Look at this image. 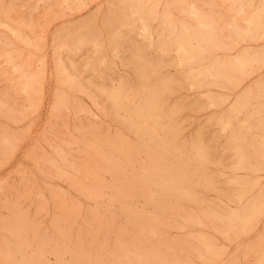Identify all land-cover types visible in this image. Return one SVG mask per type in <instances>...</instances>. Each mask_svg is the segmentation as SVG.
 <instances>
[{"label":"rangeland","instance_id":"1","mask_svg":"<svg viewBox=\"0 0 264 264\" xmlns=\"http://www.w3.org/2000/svg\"><path fill=\"white\" fill-rule=\"evenodd\" d=\"M233 2L0 0V264H264V0ZM135 3L149 32L136 18L138 25L122 23ZM180 25L204 41L189 64L167 41L180 35ZM162 45H170L168 53ZM145 65L156 66L151 81L159 96L153 102L160 100L163 108L155 104L159 118L145 122L154 129L153 139L137 140L131 128L136 119L112 97L121 91L123 100L142 102L146 88L138 70ZM206 71L215 76H204ZM161 140L169 153L157 157L151 148L157 150ZM139 146L154 153L151 169L153 160L148 162L143 150L137 153ZM119 147L123 151L117 154ZM178 161L187 164L177 176L187 180L170 181L159 168Z\"/></svg>","mask_w":264,"mask_h":264},{"label":"bare ground","instance_id":"2","mask_svg":"<svg viewBox=\"0 0 264 264\" xmlns=\"http://www.w3.org/2000/svg\"><path fill=\"white\" fill-rule=\"evenodd\" d=\"M128 1V0H127ZM237 0H234V2H236ZM130 2V1H129ZM128 2V3H129ZM134 2H136V1H134ZM144 2V1H143ZM233 2V3H234ZM240 2V1H239ZM127 3V2H126ZM125 4V3H124ZM241 4V3H240ZM263 4V3H262ZM126 5V4H125ZM128 5H130V4H128ZM127 6V5H126ZM143 6H145V5H143ZM260 6V5H259ZM263 6V5H262ZM125 7V6H124ZM146 7V6H145ZM154 7V6H153ZM238 7L240 8V6H239V4H238ZM237 7V8H238ZM243 7V6H242ZM248 7H250V6H248ZM126 8H128V6L126 7ZM244 8V7H243ZM257 8V7H256ZM260 8V7H259ZM122 9V8H121ZM141 9H142V7H141ZM144 9V8H143ZM235 9H236V6H235ZM234 9V10H235ZM255 9V8H254ZM261 9V8H260ZM123 10V9H122ZM125 10V9H124ZM242 9H240V11H241ZM142 11V10H141ZM141 11H139V5L138 6H136V3H135V5H130L129 6V10H128V15H129V20H123V22L122 23H127V24H136L137 23V25H138V22L136 21L135 22V18L138 20V21H140V25H141V28H142V31H144V32H149V31H147L148 29H147V20H146V18H145V14L143 13V12H141ZM231 11H233L232 9H231ZM122 12V11H121ZM125 12V11H124ZM147 12H148V10H147ZM258 12V11H257ZM149 13H151V12H149ZM255 13V12H254ZM124 14V13H123ZM209 14V13H208ZM238 14H240V13H237V15ZM244 14V13H243ZM242 14V15H243ZM252 14H253V12H252ZM258 14V13H257ZM126 15V14H125ZM147 15H148V13H147ZM182 15V14H181ZM185 15V14H184ZM192 15H198V14H196V13H194V12H192ZM207 15V14H206ZM210 15V14H209ZM234 15V14H233ZM241 15V14H240ZM255 15V14H254ZM187 16V15H186ZM208 16V15H207ZM239 16V15H238ZM256 16V15H255ZM254 16V17H255ZM125 17V16H124ZM149 17V16H148ZM151 18H152V20H153V17L152 16H150ZM155 17V16H154ZM183 17H185V16H183ZM197 17V16H196ZM210 17V16H209ZM211 17H213V16H211ZM237 17V16H236ZM235 17V18H236ZM241 17V16H240ZM239 17V18H240ZM249 17V16H248ZM252 17V16H251ZM251 17H250V19H251ZM257 17V18H256ZM255 18L256 19H258L259 17H260V14H258L257 16H256ZM120 18H121V20L123 19V17L122 16H120ZM161 18V17H160ZM195 18V17H194ZM214 18V17H213ZM242 19L244 18V17H241ZM246 18H247V16H246ZM254 18V19H255ZM128 19V18H127ZM132 19H133V22H132ZM150 19V18H149ZM190 19V18H189ZM203 19H204V17H203ZM207 19H209V18H207ZM212 19V18H211ZM237 19V18H236ZM236 19H234L233 21H235ZM183 20V19H182ZM194 20V19H193ZM245 20V19H244ZM249 20V19H248ZM262 20V19H261ZM233 21H232V23H233ZM251 21V20H250ZM250 21H248V22H250ZM112 22V21H111ZM110 22V23H111ZM150 22V21H149ZM183 22V21H182ZM207 22H211L210 21V19H209V21H207ZM214 22H216V21H214ZM213 22V24H215ZM245 22V21H244ZM248 22H247V24H248ZM263 22H264V20H263ZM109 23V22H108ZM116 23V22H115ZM195 23V22H194ZM231 23V22H230ZM112 24V23H111ZM113 24H114V22H113ZM112 24V25H113ZM165 24V23H164ZM178 24V23H177ZM199 24H200V22H199ZM229 24V23H228ZM251 24H252V22H251ZM257 24V23H256ZM110 25V24H109ZM122 25V24H121ZM139 25V26H140ZM162 25H163V23H162ZM179 25V24H178ZM216 25V24H215ZM214 25V26H215ZM231 25V24H230ZM235 25V24H234ZM234 25H232V26H234ZM87 26V25H86ZM133 26V28L135 27L136 28V26H134V25H132ZM139 26H137V27H139ZM223 26H224V24H223ZM227 26V25H226ZM226 26H224V27H226ZM237 26V25H236ZM252 26V25H251ZM250 26V27H251ZM258 26V25H257ZM114 27V26H113ZM117 27V26H116ZM128 27V26H127ZM165 27V26H164ZM171 27V26H170ZM235 27V26H234ZM247 27H249V26H247ZM252 27H254V25L252 26ZM261 26H259V28H260ZM87 28V27H86ZM129 28V27H128ZM180 28H181V33H180V35H178V36H174V37H172V38H170V39H168V38H166V39H168L167 41H168V43H171V45L173 44V46H171L172 48H173V50L176 52V53H178L179 55H180V57L178 56V54H177V56L180 58V60L182 59V61L185 63V64H189L193 59H195V58H197V56L202 52V50H203V45H202V43L204 42L203 40H201L200 38L198 39V36L196 35V34H194V35H192L190 32H189V29L186 27V26H182L181 27V25H180ZM228 28V27H227ZM230 28V27H229ZM245 28V27H244ZM256 28V27H255ZM263 28V27H262ZM117 29V28H116ZM168 29V28H167ZM214 29V28H213ZM212 29V30H213ZM254 29V28H253ZM256 29H258V28H256ZM119 30V29H118ZM117 30V31H118ZM246 30V29H245ZM259 30V29H258ZM258 30H256V31H258ZM261 30V29H260ZM263 30V29H262ZM168 31V30H167ZM172 31V30H171ZM192 31V30H191ZM206 31V30H205ZM229 31V30H228ZM238 31V30H237ZM255 30H253V32H254ZM264 31V30H263ZM262 31V32H263ZM226 32V31H225ZM230 32V31H229ZM228 32V33H229ZM172 33V32H171ZM215 33H216V30H215ZM231 33H232V31H231ZM230 33V34H231ZM258 33H259V31H258ZM258 33H255V34H258ZM83 34H84V32H83ZM87 34V33H86ZM167 34V33H166ZM165 34V35H166ZM229 34V35H230ZM233 34H234V32H233ZM88 35V34H87ZM114 36L116 35V34H113ZM119 35V34H118ZM143 35V34H142ZM234 35H236V34H234ZM253 35V34H252ZM264 35V34H263ZM83 36V35H82ZM147 36L148 35H146V38H147ZM168 36V35H167ZM219 36V35H218ZM218 36L216 37V38H218ZM239 36V35H238ZM237 36V37H238ZM244 36V35H243ZM248 36H250V35H248ZM247 36V37H248ZM260 37L262 36V35H259ZM258 36V37H259ZM93 37H95V36H93ZM112 37V36H111ZM150 37V36H149ZM148 37V38H149ZM221 37V36H220ZM236 37V36H235ZM253 37H254V35H253ZM255 37H257V36H255ZM257 37V38H258ZM259 37V38H260ZM83 38H85V37H82L81 39H83ZM113 38V37H112ZM116 38V37H115ZM119 38V37H118ZM122 37H120V39H121ZM145 38V37H144ZM162 38V37H161ZM234 38V37H233ZM258 38V39H259ZM77 39V38H76ZM110 39V38H109ZM124 39V38H123ZM162 39H164V38H162ZM219 39V38H218ZM231 39V38H230ZM235 39H237V38H235ZM245 39V38H244ZM248 39H249V37H248ZM254 39V38H253ZM89 40V39H88ZM111 40V39H110ZM116 40V39H115ZM165 40V39H164ZM246 40V39H245ZM256 40V39H255ZM75 41V40H74ZM92 41H94V39L92 40ZM195 42V44H197V49H191V47H190V45H191V43H193V42ZM216 41V40H215ZM232 41H234V40H232ZM240 41H242V39H240ZM240 41L238 40V43H240ZM250 41V40H249ZM253 41V40H252ZM112 42V41H111ZM117 42H120V41H117ZM82 43V42H81ZM110 43V42H109ZM113 43H114V41H113ZM120 43H122V42H120ZM119 43V44H120ZM156 43H158V42H156ZM160 43V42H159ZM217 43H218V41H217ZM228 44H229V42H227ZM227 43H225V45L227 44ZM230 43L232 44V42H231V40H230ZM235 43V42H234ZM96 44V43H95ZM115 45H117L116 43H114ZM147 45H149V44H147ZM157 45V44H156ZM161 45V44H160ZM159 45V46H160ZM236 45V44H235ZM98 46V45H97ZM113 46V45H112ZM159 46H157L158 48H159ZM163 46V45H162ZM79 47V46H78ZM83 47V46H82ZM94 47V46H93ZM170 45H164L163 46V50L164 51H167L168 49L170 50ZM97 48V47H96ZM221 48V47H220ZM160 49V48H159ZM210 49H212L213 50V48H210ZM222 49V48H221ZM118 50V49H117ZM218 50V49H217ZM114 51V50H113ZM116 51V50H115ZM173 51V52H174ZM214 51V50H213ZM141 52V51H140ZM210 52V51H209ZM115 53V52H114ZM167 53H168V51H167ZM136 54V53H135ZM245 54V53H244ZM168 55V54H167ZM210 55V54H209ZM247 55V54H246ZM136 56V55H135ZM140 56L141 55H139V61L144 65V62H143V60L142 59H140ZM211 56H213V55H211ZM241 56V55H240ZM208 57V56H207ZM257 57V56H256ZM179 58H177V59H179ZM204 58L205 57H203V59H202V61L204 60ZM252 58H253V56H252ZM251 58V59H252ZM144 59V58H143ZM200 59V58H199ZM207 59V58H206ZM235 59V58H234ZM246 59H247V57H246ZM251 59H249V61L251 60ZM136 60V59H135ZM146 60V59H145ZM211 60H213V58L211 59ZM236 60V59H235ZM238 60V59H237ZM236 60V61H237ZM147 61V60H146ZM196 62H197V60H195ZM222 61V60H221ZM232 61H234V60H232ZM241 61V60H240ZM259 61V60H258ZM260 61H263V58H262V60H260ZM179 62V61H178ZM194 62V61H193ZM192 62V63H193ZM204 62V61H203ZM225 62H227L226 60H225ZM252 62V61H251ZM139 63V62H138ZM140 63V64H141ZM147 63V62H146ZM191 63V64H192ZM141 64V65H142ZM155 64H157V62L155 63ZM159 64V63H158ZM194 64V63H193ZM199 64V61L197 62V65ZM201 64V63H200ZM199 64V65H200ZM228 64V63H227ZM263 64V63H262ZM138 65V64H137ZM176 65V64H175ZM229 65V64H228ZM239 65V64H238ZM248 65H250V64H248ZM138 66H140V65H138ZM152 66H155V65H152ZM152 66H142L141 68H139V70H138V76H139V78H140V80H142V82L144 83V86H145V88H146V93H145V95L143 96L142 94H140V95H142L143 96V99H142V102H140L138 99V101H139V103L138 104H136V103H134L132 100H131V102H128V101H126V100H123L122 98H126L127 96H124L122 93H121V91H120V93H118V94H116L114 97H112V103H114V105L116 106V107H121V108H123L124 109V111H125V109H126V111H127V115L130 117V119L131 118H135L136 119V121H137V126H135V125H133L131 128L133 129V131H134V133H135V135H137V140H139V139H143V137H147L148 138V140H149V136H151V134L154 132L153 130V128H152V126L150 127L149 125V127L147 126V125H145V122H146V120L147 119H152L153 117H156V118H159V114L158 113H156L157 111H155V109H154V105L156 104L157 106H159V108H160V105H161V103H160V100H157V102L158 103H156L155 102V104H154V102H153V100H155L156 101V99H158V96H159V94H158V88H159V86H157L156 84H153L152 83V81H151V79H152V77H153V75H155L156 74V71L154 70V69H156V66H155V68L154 67H152ZM162 66V65H161ZM180 66V65H179ZM196 66V65H195ZM205 66V65H204ZM203 66V67H204ZM226 66V65H225ZM136 67V66H135ZM148 67V68H147ZM152 67V68H151ZM158 67V66H157ZM187 67V66H186ZM189 67H193V66H190L189 65ZM234 67V66H233ZM247 67V66H246ZM154 68V69H153ZM160 68V70H161V67H159ZM188 68V67H187ZM184 69V68H183ZM183 69H181L182 71H183ZM201 69V68H200ZM203 69V68H202ZM202 69H201V73H202ZM180 70V69H179ZM196 70V69H195ZM199 70V69H198ZM228 71L230 70V69H227ZM244 70H245V68H244ZM198 72V71H197ZM183 73V72H182ZM195 73V72H194ZM232 73H234L233 71H232ZM158 74V73H157ZM161 74V72L158 74V78H159V75ZM198 74H199V72H198ZM229 74V73H228ZM182 75H185V74H182ZM181 75V76H182ZM193 75V74H192ZM192 75H191V77H192ZM135 76H137V75H135ZM161 76H163L162 74H161ZM160 76V77H161ZM187 76V75H186ZM185 76V77H186ZM194 76V75H193ZM201 77H202V75H200ZM199 76V77H200ZM204 76H208V77H210V76H215L214 75V73L212 74L211 72H207L206 71V73H204ZM218 76V75H217ZM232 76H234V74L232 75ZM239 76H240V74H239ZM239 76H238V81H239ZM154 77H156V76H154ZM163 78H164V76H163ZM162 78V79H163ZM187 78V81H189L190 80V78L188 79V77H186ZM212 78V77H211ZM154 79V78H153ZM152 79V80H153ZM159 79H161V78H159ZM161 79V80H162ZM183 79V78H182ZM221 79V78H220ZM157 80V79H156ZM184 80H185V78H184ZM225 80V79H224ZM223 80V81H224ZM232 80V79H231ZM159 80H157V82H158ZM191 81V80H190ZM213 81V80H212ZM233 81V80H232ZM111 82V81H110ZM163 82V81H162ZM171 82H174V81H171ZM177 82V81H176ZM215 82V81H214ZM225 82V81H224ZM139 83H140V81H139ZM175 83V82H174ZM182 83V82H181ZM191 83V82H190ZM226 83V82H225ZM172 84V83H171ZM194 84H195V81H194ZM237 84V83H236ZM122 86V88H123V85L125 86V83L123 84V82H122V84H121ZM140 85V84H139ZM139 85H137V87H139ZM169 85V84H168ZM173 85V84H172ZM82 86V85H81ZM120 86V85H119ZM127 86V85H126ZM125 86V87H126ZM144 86H143V88H144ZM230 86V85H229ZM141 87V86H140ZM139 87V88H140ZM195 87V86H194ZM129 88V87H128ZM127 88V89H128ZM144 88V89H145ZM172 88V87H171ZM199 88V87H198ZM126 89V88H125ZM126 89V90H127ZM138 89V88H137ZM166 89V88H165ZM123 90V89H122ZM139 90V89H138ZM140 90H142V88L140 89ZM125 91V90H124ZM144 91V90H143ZM118 92V91H117ZM142 92V91H141ZM145 92V91H144ZM106 93V92H105ZM134 93V92H133ZM136 93H137V91H136ZM102 94H104V93H102ZM114 94V93H113ZM131 94H132V92H131ZM144 94V93H143ZM161 94V93H160ZM166 94V93H165ZM239 94V93H238ZM134 95V94H133ZM136 95V94H135ZM135 95H134V97H135ZM261 95H262V93H261ZM134 97H133V99H134ZM242 97H245V96H242ZM258 97V96H257ZM108 98V97H107ZM161 98V97H160ZM159 98V99H160ZM128 99V98H127ZM130 99H131V97H130ZM139 99H141L140 97H139ZM162 99V98H161ZM110 100V99H109ZM136 100V99H135ZM166 100H167V98H166ZM165 99H164V101H166ZM246 100V99H245ZM161 101H163V100H161ZM238 101V100H237ZM249 102V101H248ZM247 102V103H248ZM236 103V102H235ZM238 103V102H237ZM236 103V104H237ZM240 103V102H239ZM242 104V103H241ZM166 105V104H165ZM189 105V104H188ZM187 105V106H188ZM163 106V105H162ZM114 107V106H113ZM238 107V106H237ZM163 107H161L160 108V110L162 109ZM190 108V107H189ZM233 108H234V106H233ZM232 108V109H233ZM239 108V107H238ZM261 108V107H260ZM120 109V108H119ZM122 109V110H123ZM165 109V108H164ZM231 109V108H230ZM229 109V110H230ZM257 109H258V107H257ZM118 110V109H117ZM121 110V109H120ZM156 110H158L157 108H156ZM160 110H159V112H160ZM239 110V109H238ZM114 111H115V109H114ZM164 111V110H163ZM166 111V110H165ZM245 111V110H244ZM257 111V110H256ZM259 111V110H258ZM264 111V110H263ZM167 112V111H166ZM262 112V111H261ZM114 114H115V112H113ZM162 113V112H161ZM160 113V114H161ZM231 113H235V112H231ZM254 113V112H253ZM257 113V112H256ZM230 114V113H229ZM237 114V113H236ZM235 114V115H236ZM262 114V113H261ZM115 115H117V114H115ZM123 115V114H122ZM165 115V114H164ZM163 115V116H164ZM167 115H168V112H167ZM162 116V115H161ZM166 116V115H165ZM169 116H170V114H169ZM119 117V116H118ZM232 117H233V115H232ZM234 117H236V116H234ZM165 118V117H164ZM127 119V118H126ZM129 119V120H130ZM154 119V118H153ZM162 120H164L163 118H161ZM161 119H159V120H161ZM247 119V118H246ZM166 120V122H167V119H165ZM169 120V119H168ZM192 120V119H191ZM227 120V119H226ZM262 120H264V119H262ZM150 121V120H149ZM220 121H222V120H220ZM129 122V121H128ZM161 122V121H160ZM159 122V123H160ZM170 122V121H169ZM226 122V121H225ZM224 122V123H225ZM261 122V121H260ZM126 123V122H125ZM124 122H123V125L125 124ZM154 123H155V125L158 123L156 120L154 121ZM153 123V124H154ZM223 123V122H222ZM261 123H263V121L261 122ZM131 124V123H130ZM147 124V123H146ZM163 124V123H162ZM170 124V123H169ZM168 124V125H169ZM227 124V123H226ZM231 124V123H230ZM129 125V124H128ZM158 125V124H157ZM161 125V124H160ZM164 125L166 126V124H165V122H164ZM164 125H163V128H164ZM260 125V124H259ZM126 126V125H125ZM170 126V125H169ZM228 126V125H227ZM232 126V125H231ZM231 126H229V127H231ZM261 126H262V124H261ZM157 127V126H156ZM225 127V126H224ZM243 127V126H242ZM131 128H127V129H131ZM154 128H155V126H154ZM158 128V127H157ZM245 128H247V125H246V127ZM159 129H160V127H159ZM168 129V128H167ZM166 129V130H167ZM172 129H173V127H172ZM225 129V128H224ZM228 129V128H227ZM226 129V130H227ZM232 129V128H231ZM162 130V129H161ZM161 130H159V131H161ZM165 130V131H166ZM221 130H222V128H221ZM246 130V129H245ZM169 131V130H168ZM167 131V132H168ZM173 131V130H172ZM224 131V130H223ZM164 131H162V133H163ZM228 132H229V129H228ZM171 133V132H170ZM174 133V132H173ZM172 133V134H173ZM243 133V132H242ZM157 134H158V131H157ZM166 134V133H165ZM152 135H154V134H152ZM156 135V134H155ZM179 135V134H178ZM121 136V135H120ZM119 136V137H120ZM168 136H170L169 134H168ZM174 136V135H173ZM152 137V136H151ZM156 137V136H155ZM157 137H158V135H157ZM160 137H162V136H160ZM244 137V136H243ZM117 138V137H116ZM122 138V137H121ZM164 138V137H163ZM168 138V137H167ZM169 138H171V136L169 137ZM241 138V137H240ZM152 139H153V137H152ZM159 139V138H158ZM157 139V140H158ZM165 139V138H164ZM179 139V138H178ZM117 140L119 141V139L117 138ZM136 140V139H135ZM134 140V141H135ZM147 140V141H148ZM151 140V139H150ZM180 140V139H179ZM178 140V141H179ZM110 141V140H109ZM115 141V140H114ZM120 141H121V139H120ZM133 141V142H134ZM146 141V140H145ZM159 141V140H158ZM157 141V142H158ZM170 141H172L173 142V140H170ZM170 141H168L169 142V145L172 143H170ZM123 142H125V141H123ZM138 142V141H137ZM151 142V141H150ZM149 142V143H150ZM153 142H156V141H153ZM175 142V141H174ZM194 142H196V141H194ZM122 143V142H121ZM127 143H128V141H127ZM131 143V145H132V142H130ZM129 143V144H130ZM181 143V142H180ZM239 143V142H238ZM242 143V142H241ZM262 143V142H261ZM118 144V143H117ZM122 144H125V143H122ZM135 144H136V141H135ZM135 144H133V145H135ZM142 144V143H141ZM140 144V145H141ZM119 145V144H118ZM128 145V144H127ZM142 145H145V143H143ZM146 145H147V143H146ZM168 144H167V142H165V140H161V142L160 143H158L157 144V150L155 149L154 150V148H153V150H152V148H151V151L153 152H155V154L157 155V157H161V156H164V155H166L167 153H169V147L167 146ZM172 145V144H171ZM170 145V146H171ZM179 145V144H178ZM182 145H183V143H182ZM198 145V144H197ZM233 145V144H232ZM235 145V144H234ZM237 145V144H236ZM258 145V144H257ZM106 146V145H105ZM126 146V145H125ZM138 146V145H137ZM151 146H153L154 147V145H153V143H152V145ZM241 146H242V144H241ZM244 146H245V144H244ZM247 146V145H246ZM259 146V145H258ZM262 146V145H261ZM114 147V146H113ZM175 147V146H174ZM180 147V146H179ZM243 147V146H242ZM107 148H109V147H107ZM186 148V147H185ZM185 148L183 147V150H185ZM240 148V147H239ZM238 148V149H239ZM246 148V147H245ZM130 149H132L133 150V148L132 147H130V148H127L126 149V152L127 151H129ZM134 149L135 150H137V153L139 152V150H143L144 152L143 153H145L146 154V158L149 160L148 162H150V159H151V154H154V153H152L149 149H145V147H141V146H139V147H134ZM174 149V148H173ZM205 149V148H204ZM232 149H233V147H232ZM260 149V148H259ZM262 149V148H261ZM181 150V149H180ZM179 150V151H180ZM202 150H203V148H202ZM207 150V149H206ZM240 150H241V148H240ZM113 151V150H112ZM120 151H123L122 150V148L121 147H119L118 149H116V153L118 154V153H120ZM171 151H173V150H171ZM205 151V150H204ZM239 151V150H238ZM243 151V150H242ZM262 151V150H261ZM264 151V150H263ZM178 152V151H177ZM185 152V151H184ZM190 153L192 152V151H189ZM188 152V153H189ZM207 152V151H206ZM233 152H235V151H233ZM112 153V152H111ZM113 153L115 154V152L113 151ZM136 153V152H135ZM142 153V154H143ZM172 153H174L175 154V151H173ZM243 153V152H242ZM264 153V152H263ZM131 154V152H129V155ZM139 154H140V152H139ZM145 154H144V156H145ZM177 154V153H176ZM182 154V153H181ZM246 154V153H245ZM108 155H110V153H108ZM134 155V154H133ZM137 155V154H136ZM156 155H154V156H156ZM183 155V154H182ZM185 156H187L186 155V153L184 154ZM190 155V154H189ZM192 155V154H191ZM190 155V156H191ZM206 155V154H205ZM238 155H240V160H242V157H241V154H238ZM113 156V155H112ZM130 156H132V154L130 155ZM140 156V155H139ZM138 156V157H139ZM143 156V157H144ZM175 156V155H174ZM176 156H178V155H176ZM176 156L174 157V158H176ZM114 157V156H113ZM113 157H112V160H113ZM117 157H119V156H117ZM126 157V156H125ZM157 157H155V158H157ZM167 157V156H166ZM182 157V156H181ZM189 157V156H188ZM193 157V156H192ZM192 157H189V158H192ZM197 157V156H196ZM238 157V156H237ZM236 157V158H237ZM107 158H108V156H107ZM106 158V159H107ZM115 158V157H114ZM120 158H121V156H120ZM119 158V159H120ZM135 158H137V157H135ZM153 158V157H152ZM173 158V159H174ZM183 158H185V157H183ZM231 158V157H230ZM247 158V157H246ZM246 158H245V160H246ZM116 159V158H115ZM122 159V158H121ZM131 159L133 160V158H130L129 160H130V162H131ZM138 159V158H137ZM171 159H172V157H171ZM178 159H180V157H178ZM194 159V158H193ZM198 159V158H197ZM123 160V159H122ZM145 160V159H144ZM151 160H153V159H151ZM160 160V159H159ZM176 160V159H175ZM182 160V159H181ZM190 160H192V159H190ZM248 160V159H247ZM119 161V160H118ZM125 161V162H124ZM124 163H126V161L127 160H125L124 159ZM135 163H137L138 161L135 159ZM141 161H142V159H141ZM154 161L155 160H153V163H150L149 164V169H151L153 166H152V164H154ZM193 161V160H192ZM194 161H196V160H194ZM209 161V160H208ZM105 162H106V160H105ZM108 162V161H107ZM109 162H110V160H109ZM133 162V161H132ZM160 162H162V161H160ZM173 162H175L174 160H173ZM246 162V161H245ZM248 162V161H247ZM184 163H186V162H184ZM184 163H182V161H178V162H176V164L175 165H173V166H170V165H167V164H163L160 168H159V166H158V168L161 170V174H166V176L168 175L169 176V179L168 180H170V181H173V180H175L176 181V179L177 180H179L180 181V179H182L183 177H185L184 175L182 176V178H180V179H178L177 177L179 176V177H181L180 175H178L177 176V174H181L182 172H181V170H182V168H183V164ZM194 163V162H193ZM197 163V162H196ZM200 163V162H199ZM111 164V163H110ZM118 164H120V162L119 163H117V165ZM122 165H123V163H121ZM128 164V163H127ZM127 164H125V165H127ZM146 164V163H145ZM158 164V163H157ZM156 164V165H157ZM187 164V163H186ZM195 164V163H194ZM249 164V163H248ZM107 165V164H106ZM106 165H105V167H106ZM129 165H130V163H129ZM129 165H127V166H129ZM132 166L133 165H135V164H131ZM139 165V163H137V166ZM159 165V164H158ZM185 165V164H184ZM192 165V164H191ZM205 165V167H206V165L207 164H204ZM237 165H239V164H237ZM245 165V167H249V166H246V164H244ZM261 165V164H260ZM112 166V165H111ZM126 166V167H127ZM136 166V167H137ZM147 165H145V167H146ZM193 166V165H192ZM241 166V165H240ZM262 166V165H261ZM118 167H120V166H118ZM185 167V166H184ZM199 167H202V164H201V166H199ZM204 167V168H205ZM237 167V166H236ZM235 167V168H236ZM244 167V166H243ZM124 168H125V166H124ZM133 168H135V167H133ZM155 168V167H154ZM203 168V167H202ZM201 168V170H203ZM107 169V168H106ZM111 169V168H110ZM112 169H114V168H112ZM121 169H123V168H121ZM138 169H139V166H138ZM141 169H143L144 170V168H142L141 167ZM147 169V168H146ZM156 169H157V167H156ZM199 169V168H198ZM198 169H197V171H198ZM255 169V168H254ZM253 169V170H254ZM155 170V169H154ZM193 170H195L194 168H193ZM193 170H191V171H193ZM237 170V169H236ZM112 171V170H111ZM122 171V170H121ZM126 171V170H125ZM129 171V170H128ZM132 171V168H131V170L129 171V174H131L132 175V173H130ZM158 171V170H157ZM191 171H190V173H191ZM197 171H195V172H197ZM203 171H205V170H203ZM259 171V170H258ZM113 172V171H112ZM116 171H114V173H115ZM117 172H119L118 170H117ZM133 172V171H132ZM137 172H139V171H137ZM143 172V171H142ZM160 172V171H159ZM185 172V171H184ZM183 172V173H184ZM187 172V171H186ZM251 172V171H250ZM253 172V171H252ZM122 173V172H121ZM123 173H125V172H123ZM123 173H122V175H123ZM149 173V172H148ZM151 173V172H150ZM155 173H157V172H155ZM188 173V172H187ZM186 173V174H187ZM193 173V172H192ZM201 173H202V171H201ZM249 173V171L247 172V174ZM113 174V173H112ZM111 174V175H112ZM118 175L120 174V172L119 173H117ZM126 174H128L127 172H126ZM142 174V173H141ZM146 174H147V172H146ZM193 174H195V173H193ZM200 174V173H199ZM254 174V173H253ZM135 175V174H134ZM148 175H150V174H148ZM203 175H205V174H203ZM202 175V176H203ZM137 176V175H136ZM139 176V175H138ZM152 176V175H151ZM165 176V175H164ZM164 176H163V179H164ZM165 176V177H166ZM188 176V175H187ZM200 176H201V174H200ZM208 177H206V175H205V177L206 178H209V176L210 175H207ZM117 177H119V176H117ZM132 177V176H131ZM131 177H129V178H131ZM134 177V176H133ZM140 177V176H139ZM144 177H146L147 178V176H144ZM111 178H114L115 179V176H113V177H111ZM129 178L127 179V177H126V179L127 180H129ZM138 178V177H137ZM136 178V179H137ZM167 178V177H166ZM204 177H202V179H203ZM120 179V178H119ZM123 179V178H122ZM132 179V178H131ZM142 179H144V178H142ZM148 179V178H147ZM155 179V178H154ZM184 179V178H183ZM185 179H186V177H185ZM198 179V178H197ZM201 179V178H200ZM117 180H118V178H117ZM125 180V179H124ZM187 180V179H186ZM199 180V179H198ZM132 181V180H131ZM136 181V180H135ZM154 181V180H153ZM161 181V180H160ZM162 181H164V180H162ZM210 181V180H209ZM118 182H119V180H118ZM134 182V181H133ZM138 182H142L141 181V179H139V181ZM155 182V181H154ZM186 182V181H185ZM196 182H198V181H196ZM195 182V183H196ZM236 182V181H235ZM130 184H131V186H130V184L127 186L128 187V189H129V186H130V189L132 188L133 189V185H132V182H129ZM176 183V182H175ZM238 183V182H237ZM122 184V183H121ZM121 184H120V186H121ZM128 184V183H127ZM126 183L125 184H123V186L122 187H124V185H127ZM135 184V183H134ZM142 184H144V183H142ZM142 184H140V185H142ZM148 184V183H147ZM147 184H145V186L146 187H150V185L149 186H147ZM160 184V183H159ZM159 184H158V186H159ZM179 184H181L180 182H179ZM178 184V185H179ZM183 184V183H182ZM185 184V183H184ZM186 184H188L187 182H186ZM200 184V183H199ZM254 184V183H253ZM135 185H137V184H135ZM156 186H157V184H155ZM163 185V184H162ZM178 185L176 186V187H178ZM198 185V184H197ZM202 185V184H201ZM119 186V185H118ZM118 186H117V188H118ZM138 186V185H137ZM142 186H144V185H142ZM161 186V185H160ZM159 186V187H160ZM180 186V185H179ZM181 186H183V185H181ZM186 186H188V185H186ZM116 186H114V188H115ZM136 187V186H135ZM161 187H163V186H161ZM206 187V186H205ZM244 187V186H243ZM248 187V186H247ZM116 188V189H117ZM119 188H121V187H119ZM118 188V189H119ZM125 188V187H124ZM123 188V189H124ZM142 188V187H141ZM180 188V187H179ZM185 188H187V187H185ZM189 188V187H188ZM115 189V190H116ZM117 189V191H119V190H121V189H119L118 190ZM128 189H126L127 191H128ZM136 189V188H135ZM147 189V188H146ZM160 189V188H159ZM159 189H157V190H159ZM169 189H170V187H169ZM134 190V189H133ZM137 190L139 191V186H138V188H137ZM149 190V189H148ZM155 190V189H154ZM157 190H155V191H157ZM163 190V189H162ZM183 190V189H182ZM188 190V189H187ZM251 190H253L252 188H251ZM263 190V189H262ZM261 190V191H262ZM123 191V190H122ZM122 191H119V192H122ZM126 191V192H127ZM136 191V190H135ZM154 191V192H155ZM241 192H242V190H240ZM246 192H247V190H245ZM116 192V191H115ZM124 193H126L125 192V190L123 191ZM129 192V191H128ZM127 192V193H128ZM133 192V191H132ZM137 192V191H136ZM141 192V194H142V192H144L145 194H147L146 192H145V189H144V191H140ZM158 192V191H157ZM173 192V191H172ZM250 192V191H249ZM264 192V191H263ZM123 193V194H124ZM126 193V194H127ZM137 193H139V192H137ZM161 193V192H160ZM174 193H175V191H174ZM178 193H179V191H178ZM177 193V194H178ZM183 193V192H182ZM245 193V192H244ZM262 193V192H261ZM118 194V193H117ZM120 194H122V193H120ZM131 194H135V193H131ZM153 193H151V195H152ZM139 195V194H138ZM142 195H144V194H142ZM142 195H140V196H142ZM183 195V194H182ZM244 195L245 194H243V197H244ZM147 196V195H146ZM148 196H149V194H148ZM242 196V195H241ZM245 196H247V195H245ZM263 196V195H262ZM143 197V196H142ZM145 198V197H144ZM147 199H148V197H146ZM150 198H152V196L150 197ZM181 198V197H180ZM186 198V197H185ZM255 198V197H254ZM262 198V197H261ZM243 199V198H242ZM258 199H259V197H258ZM148 200H152V199H148ZM253 199H251V201H252ZM263 200V199H262ZM149 201V202H150ZM147 202V201H146ZM239 202V201H238ZM250 202V201H249ZM252 202H254V201H252ZM248 203V202H247ZM263 203V202H262ZM257 204H258V202H257ZM247 205V204H246ZM245 205V207H246V209H247V206ZM248 206H249V204H248ZM257 207V206H256ZM241 209H244L243 207L241 208ZM262 210H263V208H262ZM237 211V210H236ZM240 211V210H239ZM243 211V210H242ZM261 213H263L262 211H260ZM234 213V212H233ZM236 213V212H235ZM242 213V212H241ZM240 213V214H241ZM245 213V212H244ZM232 213H230V215H231ZM241 215H243L244 216V214L242 213ZM241 215H239V216H241ZM262 215V214H261ZM148 216V215H147ZM228 216V215H227ZM234 216H238V215H234ZM222 217V216H221ZM226 217V216H225ZM228 217H230V216H228ZM227 217V218H228ZM144 218V217H143ZM142 218V223H143V221H144V219ZM153 218V217H152ZM216 218V217H215ZM223 218V217H222ZM241 218V217H240ZM254 218V217H253ZM191 219H194V218H191ZM190 219V220H191ZM216 219H219L220 220V216H219V218H216ZM224 219V218H223ZM231 219V218H230ZM229 219V220H230ZM233 219V218H232ZM234 219H238L237 217H234ZM256 219H257V217H256ZM228 220V219H227ZM149 221V220H148ZM226 221V220H225ZM252 221H254L255 222V218H254V220H252ZM145 222V221H144ZM227 222V221H226ZM226 222H225V224H226ZM232 222V221H231ZM234 222H235V220H234ZM137 223V222H136ZM146 223V222H145ZM151 223V222H150ZM154 224H156L155 222H154ZM239 224V223H238ZM241 224H242V222L239 224L240 226H241ZM228 225V224H227ZM227 225H225V228L226 227H228ZM249 225V224H248ZM139 227H141V226H139ZM242 227V226H241ZM151 229H152V227H150ZM229 228H231V227H229ZM235 228V227H234ZM238 228H240V227H238ZM137 229V228H136ZM232 229V228H231ZM141 230V232H142V229H140ZM230 230V229H229ZM234 230V229H233ZM239 230V229H238ZM240 230H242V229H240ZM137 231V230H136ZM135 231V232H136ZM144 231V230H143ZM137 233H138V231H137ZM145 233V232H144ZM143 233V234H144ZM227 233V232H226ZM149 234V233H148ZM138 237V235L137 234H135V237ZM157 241V240H156ZM23 243V242H22ZM126 251H127V249H126ZM129 251V250H128ZM127 251V252H128ZM133 252L135 251V250H132ZM161 251V250H160ZM129 253V252H128ZM136 253V252H135ZM133 255V254H132ZM139 255H140V253H139ZM143 255V254H142ZM129 256V258H132V257H134L135 258V260H136V255L135 256H132V257H130V254L128 255ZM143 256H145V255H143ZM143 259L144 258H146V257H142ZM141 258V259H142ZM133 259V258H132ZM131 259V260H132ZM137 259H138V257H137ZM147 259V258H146ZM145 259V260H146ZM130 260V259H129ZM144 260V261H145ZM147 261H149V260H147ZM138 262V261H137ZM146 262V261H145ZM131 263H132V261H131ZM134 263H135V261H134ZM133 263V264H134ZM135 264H138V263H135ZM142 264H143V261H142ZM212 264V263H211Z\"/></svg>","mask_w":264,"mask_h":264}]
</instances>
